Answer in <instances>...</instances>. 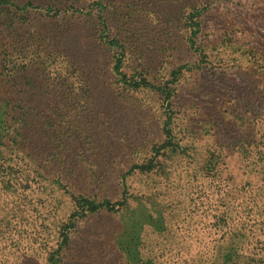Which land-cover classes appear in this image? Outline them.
<instances>
[{
	"label": "rangeland",
	"instance_id": "1",
	"mask_svg": "<svg viewBox=\"0 0 264 264\" xmlns=\"http://www.w3.org/2000/svg\"><path fill=\"white\" fill-rule=\"evenodd\" d=\"M23 1L18 6L14 1L0 0V21L8 20L9 30L18 40L22 39L20 43L10 41L15 47L24 48L31 39H26L25 34L22 37L23 29H37L23 24V18L14 19L21 14L39 18L43 12L45 15L36 26L47 29L50 41L54 29L73 30L74 25L85 21L79 25L83 40L79 42L86 46L81 55L91 44L84 38L88 33L94 35L97 29L110 35L117 33L115 24L107 20V26L103 23L101 5L96 0H81L82 8L92 11L87 18L81 10L63 9V5L52 10L55 2L46 9L48 6L42 5L47 0H41L40 8L31 0ZM200 1L156 0L154 10L163 12L165 23H155L159 25L144 40L153 39L148 48L154 49L153 53L156 43L167 41L168 52L174 56L171 62L159 61L154 65L158 73L162 72L156 75L161 78L158 82L171 79L174 70L178 72L170 100V108L175 112L170 122L173 136H169L167 146L159 153L154 150L168 141L161 129L168 102L155 91L143 93L142 99L134 95L121 98L116 108L118 115L125 118L119 117L113 124L118 130L114 140L119 141L114 154L118 156V148L123 154L128 153L130 142L136 138L134 149L138 151L128 153L122 164L118 160L116 179L110 186L104 185L99 194L113 201L129 197L132 206H137L139 199L157 207L165 203L167 229L161 234L144 232L148 243L143 248L144 255L162 252L158 264H264V0H204L203 13L196 15L191 7L199 6ZM190 14L192 23L187 18ZM50 16L57 19L42 21ZM57 21L63 26H57ZM51 46L43 44L44 57L60 60L62 56ZM2 49L5 48L0 47V59L4 57ZM63 51L67 60L69 50ZM79 64L80 70L88 73L87 65ZM125 130L133 137L124 135ZM151 158L160 169L148 175L137 172L130 176L127 191L122 176L129 166L133 162L141 165ZM66 208L65 221L73 212L70 201ZM215 215L219 220L213 227ZM184 216L197 220L199 231L191 235L194 238L174 235L175 222L182 225ZM120 220V213L108 211L77 217L70 243L62 253L64 264H128L115 241L121 230ZM186 224L178 235L184 232ZM58 232L49 244L53 248L57 247ZM28 239L30 247L22 250L27 252H20L19 261L48 264L47 252L51 247L45 248L34 234Z\"/></svg>",
	"mask_w": 264,
	"mask_h": 264
},
{
	"label": "trees",
	"instance_id": "2",
	"mask_svg": "<svg viewBox=\"0 0 264 264\" xmlns=\"http://www.w3.org/2000/svg\"><path fill=\"white\" fill-rule=\"evenodd\" d=\"M13 1L18 6L24 3L23 0H3L4 3ZM31 1L41 7V0ZM96 1L101 5L103 23L107 26V20L115 24L117 33L110 35L101 29L94 35L88 33V38H84L91 44L84 55L81 49L86 46L79 42L83 41L79 32L82 28L79 25L85 24L83 20L82 24L74 25L73 30L54 29L52 42L47 40V29L36 26L45 15L43 12L39 18L14 13L15 20L23 18V24L37 28L34 31L29 27L23 29L22 37L31 38L24 48L11 44V40L20 43L22 39L18 40L9 30L8 20L0 21V47L5 48L2 49L4 57L0 59V264H23L19 261L20 252H27L22 250L30 247L27 241L32 234L41 239L45 248L51 247L47 252L48 264H64L62 253L70 243L77 217L101 211L121 214V230L115 241L128 264H158L163 258L162 252L145 257L143 248L148 245L145 230L161 234L167 229L165 203L157 207L139 199L138 205L132 206L129 197L113 201L102 198L99 193L104 185L108 187L116 179L118 160L122 164L124 157L136 150L138 138L130 142L128 153L123 154L118 148V156L114 154L119 141L114 140L113 135L118 130L113 124L119 117L125 118L118 115L116 108L121 98L134 95L142 99L143 93L155 91L168 102L164 107L162 136L167 139L173 136L170 122L175 112L170 108V100L178 72L174 70L171 79L158 82L156 80L161 78L156 75L162 72L158 73L154 65L159 61L171 62L174 56L168 52L167 41L156 43L153 53L154 49L148 50L153 39L144 40L149 39L146 36H150L152 28L165 23L164 14L154 10L156 0ZM203 1L191 7L196 15L203 13L201 6L206 5ZM51 2H55L52 10L63 5V9L81 10L85 18L92 15V11L82 8L81 0H47L42 6ZM33 3L30 4L35 6ZM190 15L187 18L192 23ZM53 19L57 17H46L42 21ZM55 24L60 26L62 22ZM3 36L8 39H1ZM45 43L62 56L60 60L50 61L44 57ZM61 49L69 50L67 60ZM79 63L87 65L88 73L80 70ZM123 134L133 137L128 130ZM125 141L129 143L128 139ZM168 142L169 139L154 150L159 153ZM159 169L153 158L141 165L133 162L122 176L123 184L130 191V176L137 172L148 175ZM69 201L73 212L65 221ZM192 201L196 202V198ZM189 217L191 219L187 220ZM189 217L184 216L180 221L182 225L175 222L176 238L186 239L199 231L197 220ZM216 217L211 221L213 227L219 220ZM184 221L186 229L178 235V231L184 229ZM57 232V247L53 248L49 244Z\"/></svg>",
	"mask_w": 264,
	"mask_h": 264
}]
</instances>
